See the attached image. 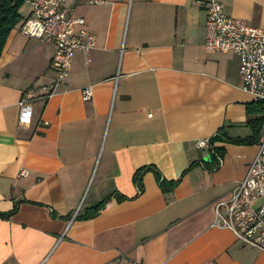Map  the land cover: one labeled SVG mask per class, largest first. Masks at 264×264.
I'll return each instance as SVG.
<instances>
[{
  "label": "crops",
  "instance_id": "1",
  "mask_svg": "<svg viewBox=\"0 0 264 264\" xmlns=\"http://www.w3.org/2000/svg\"><path fill=\"white\" fill-rule=\"evenodd\" d=\"M107 1L67 0L96 48L89 62L76 53L48 99L55 46L21 35L28 3L8 38L0 58V264H264L263 252L214 226L216 203L231 197L258 144L197 147L251 137L255 115L238 56L205 51L212 0ZM214 1L264 30V0ZM88 87L94 96L85 102ZM28 97L32 123L23 125ZM22 170L29 176L20 180ZM106 200L98 216L83 218Z\"/></svg>",
  "mask_w": 264,
  "mask_h": 264
},
{
  "label": "built area",
  "instance_id": "2",
  "mask_svg": "<svg viewBox=\"0 0 264 264\" xmlns=\"http://www.w3.org/2000/svg\"><path fill=\"white\" fill-rule=\"evenodd\" d=\"M26 3L31 7V14L20 26L21 35L55 46L51 62L55 78L42 98L48 99L67 81L76 53L82 52L89 62V55L96 48V37L84 29V19L73 16L75 9L66 7L67 0H27ZM88 3L106 5L108 1L88 0ZM205 7L206 53L237 55L242 90L264 107V30L227 16L217 1H209ZM76 27L80 28L79 32ZM82 95L85 102L91 101L93 88L84 89ZM32 99L34 97H28L20 103V123L23 125L32 123ZM213 142L214 139L201 140L197 147L208 150ZM28 176L29 172L22 170L18 179ZM215 214V227L230 230L242 245L264 253V128L257 154L245 177L227 201L216 203Z\"/></svg>",
  "mask_w": 264,
  "mask_h": 264
},
{
  "label": "trees",
  "instance_id": "3",
  "mask_svg": "<svg viewBox=\"0 0 264 264\" xmlns=\"http://www.w3.org/2000/svg\"><path fill=\"white\" fill-rule=\"evenodd\" d=\"M27 0H0V58L8 41V38L13 30H15L22 22V17L20 15V10L26 4ZM250 109L255 111V115H253L250 111V120L248 121V125L250 126L253 134L249 138L245 139H227L218 138L214 139V142L217 140H221V142L227 141L231 144H239V145H254L258 144L262 130L264 128V107L260 103H255L251 105ZM218 153L223 154V149H216ZM215 157H213V170L217 169V165L215 162ZM144 170H140L137 172L134 181L137 184H140V180L142 177V173ZM179 184V181L173 183L162 182V188L166 193L172 192ZM108 201L102 202L97 207L89 210L85 215V219H92L98 216L106 207Z\"/></svg>",
  "mask_w": 264,
  "mask_h": 264
},
{
  "label": "rangeland",
  "instance_id": "4",
  "mask_svg": "<svg viewBox=\"0 0 264 264\" xmlns=\"http://www.w3.org/2000/svg\"><path fill=\"white\" fill-rule=\"evenodd\" d=\"M26 5V4H25Z\"/></svg>",
  "mask_w": 264,
  "mask_h": 264
}]
</instances>
